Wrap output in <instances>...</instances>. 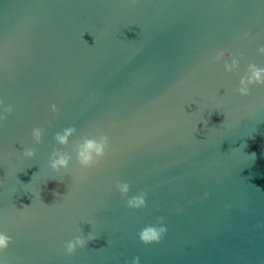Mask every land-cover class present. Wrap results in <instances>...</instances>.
Wrapping results in <instances>:
<instances>
[{
  "label": "water",
  "instance_id": "water-1",
  "mask_svg": "<svg viewBox=\"0 0 264 264\" xmlns=\"http://www.w3.org/2000/svg\"><path fill=\"white\" fill-rule=\"evenodd\" d=\"M261 48L264 0H0L4 264H264V85L237 92ZM149 225L166 232L144 244Z\"/></svg>",
  "mask_w": 264,
  "mask_h": 264
},
{
  "label": "clouds",
  "instance_id": "clouds-1",
  "mask_svg": "<svg viewBox=\"0 0 264 264\" xmlns=\"http://www.w3.org/2000/svg\"><path fill=\"white\" fill-rule=\"evenodd\" d=\"M260 52L264 54V48H261ZM237 66V61L233 59L230 65L227 63L225 64V70L231 72ZM256 85H264V68H258L255 65H250L248 73L239 81V88L237 89V92L242 96H247L249 95L250 88ZM0 119H3V117L0 116ZM73 131V129H66L64 130V132L58 133L55 136L56 143L61 146L66 145ZM42 135V130L39 128L34 129L32 132L33 139L36 141V143H39L41 141ZM105 148L106 138H101V140L99 141L95 139H86L83 141V143L77 145V162L82 168L85 169L94 167L99 164L101 158L104 156ZM22 155L25 158L32 160L35 158L36 152L33 148H24ZM250 155L253 159H255V153H251ZM70 163V155L54 149L50 155L48 167L53 173L61 175L62 172H67ZM116 189L122 196L126 195L130 190L127 183L120 182L116 184ZM126 206L132 209L145 207L146 201L144 195L141 194L131 197L126 201ZM165 232L166 228L163 225L159 227L149 225L141 230V232L139 233V239L144 244L155 243L162 238ZM90 242L91 241L89 239L85 238L83 232H81L80 235L75 236L72 240L68 241L65 244V253L71 256L77 251L78 248H83L87 243ZM10 243L11 238L3 233H0V264H4L2 254L8 249ZM132 264H139V258H135Z\"/></svg>",
  "mask_w": 264,
  "mask_h": 264
}]
</instances>
